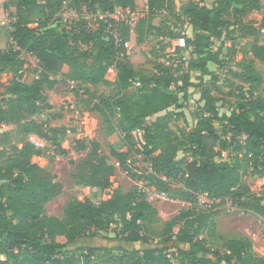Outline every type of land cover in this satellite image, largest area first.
I'll return each instance as SVG.
<instances>
[{"label":"trees","instance_id":"16d2710c","mask_svg":"<svg viewBox=\"0 0 264 264\" xmlns=\"http://www.w3.org/2000/svg\"><path fill=\"white\" fill-rule=\"evenodd\" d=\"M64 1L9 0L12 47L0 49V75L12 78L0 92V127L13 128L0 132V145L7 143L11 150L7 154L4 148L0 151V264H264V256L254 252L247 236L220 233L209 209L190 207L165 220L137 189L118 188L98 204L87 197L82 201L71 198L60 216L48 215L43 205L57 197L61 185L49 171L30 161L42 149L27 139L35 135L60 148L64 138L75 135V130L66 133L36 119L52 108L42 87L43 77L59 74L84 87L113 84L115 96L83 109L98 112L105 122L119 114L127 151L110 149V155L123 171L136 180H148L172 199L193 202L204 194L220 206L230 197L264 219L262 197L251 193L243 181V176L264 178V90L260 91L263 78L257 66V62L264 64V20L257 27L255 20L244 19L261 9L260 0H190L177 11L173 0H145L147 13L137 19L132 30L124 21L107 18L105 22L98 15L112 14L116 7L134 9L135 0H67V8L87 14L68 25L56 16ZM162 10L177 23L188 24L191 37L166 35L154 25L152 17ZM109 23L116 27L117 43L109 33ZM132 31L137 44L154 33L161 39L182 38V45L171 53L155 54L154 72L140 73L126 53ZM242 40L240 71L231 72L236 79L232 85L237 92L236 105L229 113L220 114L219 99L211 94L205 77L218 82L210 65L222 68L223 50L234 56ZM183 48L189 49L188 57H172ZM22 52L36 58V68L24 67ZM113 65L116 75L112 80L107 74ZM28 71L37 72L36 79L26 81ZM133 82H138V96L129 99L123 92L133 87ZM190 89L200 91L201 112L193 127L177 133L170 128V121L173 116L183 117L181 110ZM171 107L176 113L169 111ZM152 115L155 118L148 123ZM215 122L222 128L223 138ZM133 131H142L140 152L150 168L145 175L130 173L126 163ZM231 146L232 162L215 160ZM97 147L94 144L74 162L71 176L76 185L102 191L111 186L116 167L96 156ZM182 149L191 159L177 158ZM171 184L180 186L172 189ZM110 230L114 237L107 235ZM84 238L91 243L74 245ZM114 239L127 246L112 245Z\"/></svg>","mask_w":264,"mask_h":264},{"label":"rangeland","instance_id":"374dc122","mask_svg":"<svg viewBox=\"0 0 264 264\" xmlns=\"http://www.w3.org/2000/svg\"><path fill=\"white\" fill-rule=\"evenodd\" d=\"M190 0H173L172 7L174 11H177L178 7L182 4L189 2ZM67 3V0H65ZM262 8L264 9V0H260ZM63 5L61 11L56 16H61L63 23L69 24L81 16H87L82 11L71 12L67 8V4ZM135 8L137 18L147 13L146 1L135 0ZM12 10L9 6V0H0V49L6 50L12 47V42L9 37L11 28L9 27L10 17L8 13ZM246 16L244 19L246 20ZM152 22L154 25L159 26L166 35L169 33L176 34L178 37H191V28L186 23H177L172 16L166 11H158L153 17ZM169 39L168 37H161L158 35L149 34L145 38V42L137 44L135 41V33L132 31L130 34V41L126 43V53L128 59L133 67L140 73H152L155 61V54L171 53L170 50H174L177 46L182 45V38ZM175 40V41H174ZM245 43L242 40L237 44V52L234 56L230 57L226 54V50L220 59H223L225 63L222 68H218L214 64H211V69L217 73L219 77L218 82H214L212 78L206 76V85L211 88V94L218 98L216 103L220 114L229 113L230 110L236 105V90L232 86L236 83V79L232 75V71H240L239 63L242 59L241 47ZM225 45L229 46V40L226 41ZM86 48L87 46H83ZM189 49L183 48L179 53H172V57L181 59L180 57H188ZM20 57L23 58L26 63L24 67H28L33 70L37 66V60L34 56L22 52ZM118 60V59H117ZM115 64V63H114ZM257 66L262 74V84L260 91L264 90V64L257 62ZM115 67L111 66L108 70V77L112 80L115 78ZM38 73L28 71L24 74L26 81H32L36 79ZM12 78L9 74L0 75V92L4 91V85L7 84ZM42 87L44 93L48 98V102L52 108L46 110L40 115L36 116V119L47 121L48 126L53 128H59L69 133L70 130H75V135L70 138H64L60 142V148L51 144L50 142L44 141L35 135H30L27 139L33 143L36 147L42 149L40 155H33L30 159L32 163H37L39 166L45 168L47 171L54 176V181L60 183L61 191L54 199L48 201L43 205L45 212L48 215L60 216L62 209L66 201L71 198H76L82 201L84 198L91 199L94 203L98 204L101 200L109 197L112 192L118 188L125 191L129 189H137L145 194L146 199L157 209L159 216L162 219H170L179 212L193 208L197 211L203 209H209L214 213V218L217 223V230L225 235L226 237L247 236L252 244L253 250L256 254L264 256V219L250 210L240 207L230 197L226 199V202L220 206H216L218 201L209 200L204 194H199L196 200L193 202L180 201L172 199L166 193L159 192L154 186L149 184L148 180L139 181L132 178L127 171H123L115 159L110 155V149H114L118 152H126L127 145L123 140L124 133L121 130V118L118 113L112 116L109 122H105L101 115L96 111H86L84 106L92 107V103H98L100 99L111 97L116 95V89L114 85H86L75 86L71 81L64 79L59 74H50L43 77ZM88 90V92H85ZM189 100L182 108L183 117L180 119L172 117L170 121V128L175 132H180L184 129L193 127L200 115V108L198 99L200 97V91L190 89L188 92ZM123 94L129 99H135L138 96L137 85L124 91ZM86 101V102H85ZM202 104V103H201ZM171 113H176L174 107L169 108ZM155 115L147 118V122L150 123L154 120ZM217 131L221 138L224 137L222 134V128L214 123ZM13 126H5L1 129L3 131H11ZM133 143L132 148L127 154L126 163L130 169V173L147 174L150 172L149 162L145 160L141 154V145L144 143L142 139V131H133ZM226 138V137H225ZM11 143L16 142L15 138H9ZM97 144L98 147L95 150V154L98 157H105L109 163L115 165L116 175L112 180V184L109 188L102 191L76 185L72 178L74 171V162L79 158H82L86 153L92 149L93 145ZM9 144L0 145V151L4 148V153H10ZM64 152H63V151ZM217 150V148H215ZM241 155H239L240 157ZM191 159L189 153L184 149L178 152L177 158ZM235 155L232 151V146L228 149L220 152L216 155L215 160H225L232 162ZM243 181L248 186L251 193L262 197V203L264 204V178H258L255 176H243ZM179 184H171L172 189H176ZM246 197L242 198L245 201ZM211 205V207H210ZM178 226H175L176 231ZM107 235L114 237V232L109 231ZM91 243L89 239H80L74 243L77 244H88ZM126 243L118 240H112V245ZM100 245V244H99ZM154 245V244H153ZM177 264L176 261H174Z\"/></svg>","mask_w":264,"mask_h":264},{"label":"built area","instance_id":"2783aa9c","mask_svg":"<svg viewBox=\"0 0 264 264\" xmlns=\"http://www.w3.org/2000/svg\"><path fill=\"white\" fill-rule=\"evenodd\" d=\"M64 4L66 3L65 1L63 2ZM69 11L71 12H76L71 8H68ZM99 19H103L105 22H107V18H111L114 21H124L126 24L129 25L130 29L132 30L136 21H137V14L136 11L134 9H129V8H121V7H116L114 9V12L112 14L106 13V14H99L98 15ZM108 29H109V33L115 37V42L117 43L119 41L118 38V34H117V30L116 27L114 26V24L109 23L108 25ZM262 30H264V28H262ZM174 50H170V52H173ZM133 85H138V82H133ZM5 128V125H1L0 130ZM244 137H242L241 139H243ZM226 139H229V135L226 136Z\"/></svg>","mask_w":264,"mask_h":264},{"label":"crops","instance_id":"0c3cea01","mask_svg":"<svg viewBox=\"0 0 264 264\" xmlns=\"http://www.w3.org/2000/svg\"><path fill=\"white\" fill-rule=\"evenodd\" d=\"M178 9H179V7H178ZM246 17H247L246 19L255 20L256 26L258 27L264 20V9L261 7V9L259 11H253L250 14H248Z\"/></svg>","mask_w":264,"mask_h":264}]
</instances>
